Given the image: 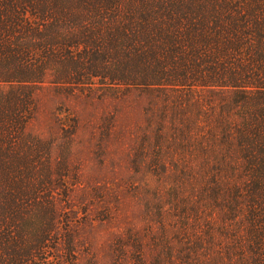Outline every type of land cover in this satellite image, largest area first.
<instances>
[{"label":"trees","instance_id":"16d2710c","mask_svg":"<svg viewBox=\"0 0 264 264\" xmlns=\"http://www.w3.org/2000/svg\"><path fill=\"white\" fill-rule=\"evenodd\" d=\"M49 71L82 90L91 80L212 89L218 112L203 115L198 100V116L216 144L201 152L230 170L242 163L245 183L220 205L229 221L244 211V240L264 264V0H0V83H17L0 90V264H76L57 204L64 174L48 144L21 139L31 87Z\"/></svg>","mask_w":264,"mask_h":264},{"label":"rangeland","instance_id":"374dc122","mask_svg":"<svg viewBox=\"0 0 264 264\" xmlns=\"http://www.w3.org/2000/svg\"><path fill=\"white\" fill-rule=\"evenodd\" d=\"M54 80L49 71L32 85L21 139L48 144L64 174L67 197L57 204L76 264H254L244 211L229 221L220 205L245 183L242 163L230 170L201 152L202 143L216 144L198 116V100L203 115L218 112L212 89L124 90L91 80L82 90Z\"/></svg>","mask_w":264,"mask_h":264}]
</instances>
